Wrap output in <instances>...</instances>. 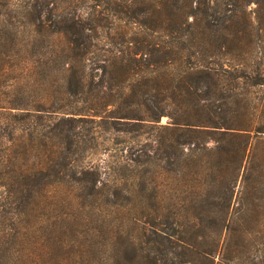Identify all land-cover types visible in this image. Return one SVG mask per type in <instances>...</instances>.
I'll use <instances>...</instances> for the list:
<instances>
[{
	"label": "rangeland",
	"instance_id": "obj_1",
	"mask_svg": "<svg viewBox=\"0 0 264 264\" xmlns=\"http://www.w3.org/2000/svg\"><path fill=\"white\" fill-rule=\"evenodd\" d=\"M73 19L93 26L105 50L128 59L137 73L130 85L151 95L152 110L158 92L168 99L159 103L160 122L129 133L101 118L77 124L81 143L74 157L99 182L93 197L91 187L80 192L83 233L64 250L86 256L65 264H107L106 255L132 250V241L142 249L132 264H179L180 237L212 248L213 264H264V142L164 131L168 124L219 118L200 98L217 111L264 112V0H12L0 6V31L19 30L23 45L33 29L54 30ZM40 39L65 42L63 36ZM200 64L215 74L207 76ZM187 259L202 264L193 254Z\"/></svg>",
	"mask_w": 264,
	"mask_h": 264
},
{
	"label": "trees",
	"instance_id": "obj_2",
	"mask_svg": "<svg viewBox=\"0 0 264 264\" xmlns=\"http://www.w3.org/2000/svg\"><path fill=\"white\" fill-rule=\"evenodd\" d=\"M10 5L12 0L0 4ZM94 32L93 26L73 19L54 30L33 29L30 42L23 45L19 30L0 31V264H65L86 256L64 251L76 233H83L80 192L91 187L93 197L99 182L97 172L86 171L74 157L81 143L77 124L101 118L112 122L116 131L129 133L157 124L165 113L159 103L168 98L158 92L152 110L151 95L130 85L137 73L128 59L118 58L119 50L101 47ZM57 36L65 42L40 43L42 37ZM23 53L30 58L21 57ZM35 54L44 58L34 60ZM198 69L209 77L216 72L206 64ZM235 96L227 98L232 103ZM201 99L197 103L219 118L198 126L168 124L164 131L264 142V112L217 111L211 100ZM144 107L151 112L145 114ZM254 116L261 120L250 122ZM56 209L63 211L55 214ZM160 238L173 243L166 235ZM177 241L184 251L179 264H190L187 257L192 254L202 264H213L212 248L185 237ZM131 243L132 250L106 255L107 264H132L142 249Z\"/></svg>",
	"mask_w": 264,
	"mask_h": 264
}]
</instances>
